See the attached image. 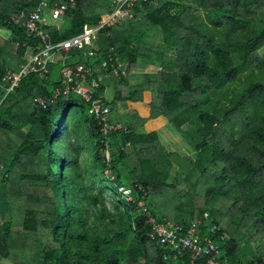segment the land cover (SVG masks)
<instances>
[{"label":"trees","instance_id":"1","mask_svg":"<svg viewBox=\"0 0 264 264\" xmlns=\"http://www.w3.org/2000/svg\"><path fill=\"white\" fill-rule=\"evenodd\" d=\"M41 1L0 0V30L10 35V43L0 47V80L25 62L29 47L35 52L43 47L16 22L24 12L36 11ZM75 2L49 0L46 15L51 20L48 12L55 4L69 5L61 24L53 20L54 25L43 27L55 43L97 28L113 10L111 0ZM156 4L138 3L132 20L104 28L93 50H72L66 61L91 65L102 77L110 73V61L130 67L154 64L165 53L153 51L144 39L155 35L166 52L176 54L177 72L147 76L146 84L130 78L117 82L128 92H118L106 103L113 123L126 130L109 138V163L87 103L69 96L47 109L35 105L36 97H50L60 85V61L50 66L48 76L24 78L3 100L0 165L9 177L2 183L12 182L13 176L15 181L7 209L11 220L2 225L0 264H191L187 258L164 259L166 252L149 239L150 227L139 212L144 200L139 191L135 203L118 193L119 188L142 185L154 215L163 219L154 210L162 196L168 210L173 203L174 210L179 205L181 210L183 198L194 202L197 185L191 183L194 192H169L178 185L169 181L174 164L189 175V166L198 171L193 176L215 175L203 183L209 186L206 201L222 198L231 204L176 216L169 210L170 217L187 225L208 216L220 228L215 240L221 244L223 264H264L259 249L239 260L250 244L246 230L264 233V0ZM199 11L203 18L197 17ZM99 91L104 93L103 86ZM168 125L198 154L195 160L166 153L159 132ZM13 136L20 144L5 140ZM24 182L36 187L35 192L15 191ZM32 203L39 207L32 208Z\"/></svg>","mask_w":264,"mask_h":264},{"label":"built area","instance_id":"2","mask_svg":"<svg viewBox=\"0 0 264 264\" xmlns=\"http://www.w3.org/2000/svg\"><path fill=\"white\" fill-rule=\"evenodd\" d=\"M141 2L156 4V0H112V12L101 19L97 28H85L81 35L61 43H55L43 28L47 23L46 11L49 10V0H42L36 11L24 12L16 20L17 24H22L28 36L39 38L43 47H38L36 52L32 47H29L25 62L20 64L17 70H9L1 77L0 88L3 91V96L0 98V105L5 97L20 87L24 78L31 74L48 76L50 66L60 61L62 63L60 85L50 97H36L35 105L38 108L47 109L61 97L69 96L78 97L87 103L88 114L94 118L102 135L101 145L104 146L102 156L109 163L112 153L109 138L112 134L123 132L126 129L123 125L113 123L110 106L106 103L104 93L99 91L105 76L103 78L99 75L96 76L91 65L72 66L66 61L72 50H93L97 42V35L104 28H111L127 20H132L133 10ZM70 3L75 5V0H70ZM68 7L67 4H55L48 14L53 20L60 21ZM89 55L93 57L94 51H91ZM109 63L110 73L107 75L110 74L115 79L129 77L131 73L129 64H114L111 61ZM102 66L107 68L106 64ZM0 170L4 172L0 180L9 177L3 167H0ZM135 191H139L144 197V200L139 204V212L145 216L146 224L150 227L149 239L163 248L166 252L164 259L187 258L191 264H223L221 262V244L215 240L220 228L212 223L207 216L187 225L166 218L161 219L147 207L148 190L144 186L135 185L133 188L118 189L119 195L124 196L129 203H135ZM224 241L225 239L221 237V242L224 243Z\"/></svg>","mask_w":264,"mask_h":264},{"label":"rangeland","instance_id":"3","mask_svg":"<svg viewBox=\"0 0 264 264\" xmlns=\"http://www.w3.org/2000/svg\"><path fill=\"white\" fill-rule=\"evenodd\" d=\"M197 17L201 16L202 18L204 17V14H202L201 11H199L198 13H196ZM46 19H48V17L46 16ZM50 24H53V20L49 19L48 21ZM60 21H58V23H60ZM57 23V22H56ZM125 23V22H124ZM61 24V23H60ZM54 25V24H53ZM58 25V24H55ZM152 35V33H151ZM10 35L9 32L4 31V30H0V47H3L5 44H9L10 43ZM150 39V40H149ZM145 43H148V47L150 49H152L153 51H157V52H163L165 53L164 57L159 58L157 57L156 59H154V64H149V63H141L140 65H137L136 68H132L131 73L129 74V77L132 79L134 82V84H146V79L147 76H152V75H158L159 77H162L163 74L165 73H173V72H177V57L176 54L172 53V52H166L165 49L163 48V44H162V38L158 35L153 36L152 38H145L144 39ZM260 56L264 58V49L260 52ZM108 77L105 79L104 83L105 86L107 87V91H106V98H109V94L111 93L110 91V85H111V81L114 79L116 82H118L119 80L122 79H112V76L110 78V74L107 75ZM126 78V79H127ZM115 87H112V91H117L118 88V83H114ZM114 86V85H113ZM116 88V89H115ZM239 88V87H237ZM125 89L126 93L128 92L126 88ZM187 129V128H186ZM25 132H28V129H25ZM160 135V140L162 143V146L164 148V150L166 151V153L174 155L175 157L179 156L180 158H187V157H192L193 160H195V157H197L198 154L195 153V151L190 150V148L188 147V145L185 143L182 135L180 133L177 132V130L174 128L173 125H168L166 127H164L163 129L160 130L159 132ZM5 140H10L14 143L20 144V142L13 136L12 140L5 137ZM8 144V143H7ZM193 165V164H192ZM0 167H3L0 165ZM189 168H192L191 166H189ZM186 167V170H188L190 173H192V175L187 174V172H182L180 170V168L177 165H173L171 170H170V177H169V181L171 183H174L177 185L176 188H173L171 190H168L169 192H173V193H185L186 191H190V192H194V189L191 187V183L192 184H196L197 188H196V192L195 196H194V202H191V200H189V198H183V205L181 210H179L177 207L174 210V207L176 206V203L173 204H169L171 208H169L170 213H172V216H176L182 214L183 212H188V211H195L197 212L200 209H206V208H210L212 206H214L215 208H225L228 207L231 202H227L224 199H219L217 202H212V201H206L207 197L205 196V190L209 187L207 185H203V183L207 182V181H211L212 179H214L215 175L213 174H206L207 176H203L202 174H200V176L198 174L194 175V173L198 172V171H191V169H189ZM4 174L3 171L0 170V177H2ZM179 176V177H178ZM17 177V176H16ZM13 181H15V177L13 176ZM12 181V182H13ZM3 180H0V209L2 208H7L8 204L5 205V203L9 202L11 200L10 197V188L12 185V182L9 181L2 183ZM21 188H24L27 191H31V192H35L36 187H34L31 183H25L21 184L20 187H18L15 191H19ZM38 189V188H37ZM199 197L202 200H198ZM162 198V204H155L154 210L157 214H159V216H162L163 218H166L168 220L171 221H175L173 218L170 217V213L168 210V204L166 202V200ZM108 207L109 209L112 207V201H111V197H108ZM175 197L173 198V202L175 201ZM198 200V203L196 202ZM207 202V204H205L204 201ZM11 202V201H10ZM32 208H38L39 205H35L34 203H32ZM36 206V207H35ZM195 206V207H194ZM111 210V209H110ZM23 213L20 214V216H22ZM165 216V217H164ZM208 217V216H207ZM8 220H11L10 218H7ZM5 220V219H4ZM4 222V221H3ZM236 224L239 223V219H236ZM246 240H248L249 246L245 248V250L243 251V253L245 255L240 254L239 256V260H243L244 257L246 255H248V253H250L251 251H257L258 249L261 251H264V233L261 231H256L254 229H248L246 230ZM8 262V263H7ZM7 262H3V264H12L9 261ZM33 264H36V262H31Z\"/></svg>","mask_w":264,"mask_h":264},{"label":"crops","instance_id":"4","mask_svg":"<svg viewBox=\"0 0 264 264\" xmlns=\"http://www.w3.org/2000/svg\"><path fill=\"white\" fill-rule=\"evenodd\" d=\"M112 1V0H111ZM166 2V0H156V6H161V5H163L164 3ZM76 3V2H75ZM105 17V16H104ZM103 18V17H102ZM46 21H47V23H48V21H49V19H46ZM131 68V71H132V68H136V67H130ZM102 77V76H101ZM108 76H107V74H105V77H104V79H103V81H102V86H103V88H104V95H105V98H106V91H107V87L108 86H105V83H104V81H105V79L107 78ZM103 78V77H102ZM110 78H111V75H110ZM114 77H112V79H113ZM112 83H111V87L109 88L110 89V91H111V93L109 94V98L107 97L106 98V100L108 101V102H111L112 100H114V98H116L117 96H118V92H123V93H125L126 94V91H125V89H123V88H126L127 89V87L126 86H121V85H118L117 84V82L113 79L112 81H111ZM114 83H116L117 85H118V88H117V91H112V87H115V84ZM114 85V86H113ZM116 89V88H115ZM8 204V202L7 203H5V205H7ZM7 209H9V205L7 206V208H1L0 209V237H1V235H2V225H3V221H5L4 219H7V214H8V211H7ZM4 262H7V261H4ZM8 263V262H7ZM3 264V263H2Z\"/></svg>","mask_w":264,"mask_h":264}]
</instances>
